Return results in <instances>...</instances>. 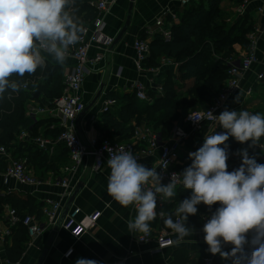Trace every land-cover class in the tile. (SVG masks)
<instances>
[{
  "label": "crops",
  "instance_id": "1",
  "mask_svg": "<svg viewBox=\"0 0 264 264\" xmlns=\"http://www.w3.org/2000/svg\"><path fill=\"white\" fill-rule=\"evenodd\" d=\"M128 2L129 0H116L115 3L109 7L107 12L96 13V16L102 18L105 24L104 32L106 35L115 38L124 23ZM220 6L231 15V18L226 17V19L230 18L234 20L241 17L243 14L252 16L254 29L250 32H254L256 54L259 59L258 64L252 66L249 71L242 75L239 82V90L234 95L227 98L224 102L223 111L227 108L228 110L237 111L247 110L253 114L259 113V110L264 109V80L256 79V73L264 67V3L260 0H250L248 4L241 9L238 2H235V0H223ZM258 8H261V11H258ZM181 9L180 0H134L130 24L123 37L105 51V48H102L100 45V47L97 44L91 45L88 54L93 56L96 53H104V58L97 63L85 77L81 89V96L84 103L87 104L93 98L100 85H103V90L95 104L80 117L77 116L74 121L75 131L82 139H84L86 130L91 125L97 126L96 124H100L102 118L101 113H104L100 111V107L105 99L111 98L109 97V93L115 94L118 97L115 98L116 102L110 106L108 112L110 111L112 114H115V117L119 119L117 113L124 109L125 104L119 97L122 94L134 91V84L136 82H142L146 86V90L153 88L152 90L155 89L157 93L162 92H158L157 88H154L155 85H161L158 80L150 81L148 71H139L137 69L135 64L136 53L133 49L132 42L135 38H141L150 43L153 33H149L147 29L153 26L156 18L165 10L175 13L177 16ZM92 21L93 20H90L85 26L90 27ZM250 32L247 33V36ZM233 46L235 52L238 54L237 56H242L247 51V47L246 49H242L241 45L238 43ZM42 55L46 57L48 62L57 67V72L62 74L63 79L74 63L70 56L67 57L63 64H58L46 53H42ZM162 66L163 70H165L166 68L175 66V64H164ZM190 83L191 80L184 82L186 86L188 84L190 85ZM147 100L150 101V98ZM29 104L49 106L51 105V99L41 97L38 101H29L26 105V109ZM259 114L264 115V111H261ZM44 116L49 120L45 121L44 124L38 128L41 135L44 134L45 130H53L55 127L61 128L62 121L59 117L52 115ZM179 124H181V126H184V124L187 125L182 119L178 122H174L168 134L164 137L161 136L162 140L166 141L172 139L173 128ZM125 125L133 129L140 126H149L153 128L145 121H141L137 124L134 118L126 121ZM44 137L51 139L53 141V146L40 150L48 154H53L55 150L54 147L58 143H55V139L49 134ZM109 138L118 141L117 135L113 133L109 135ZM193 140L198 141L199 139L194 137ZM122 142L132 143V135L122 140ZM183 142L184 139L182 140L180 149L185 148ZM141 145L144 146L145 143L140 142L139 144L135 142V146ZM241 145L242 147L246 145L248 148L239 149H246L253 155L256 154L257 156H254L260 159L259 161H264V142L259 144L262 146L261 148H249L251 145L250 141ZM185 151L189 153L194 152V150H187L186 148ZM157 153L158 149H155L151 154L147 156L144 155L139 163L149 169L156 167ZM9 155L10 153L5 156H0V159L7 164ZM181 163L179 151L178 164L181 165ZM28 167L33 174L40 177L42 181L40 185L30 187L20 185L12 179L4 181V173L0 170V194L12 193L22 198L29 195L37 204L43 202V200L47 198H61L62 189L55 186L53 183H49V181L62 176V167L59 173L51 169H46V167H37L31 164H28ZM109 174L110 169L106 167L93 170L91 168L90 159L84 158L80 162L76 172L70 175L72 191L77 183H81L82 187L75 195L68 209V211H77L74 223L81 227L82 231L77 236L74 235L69 228H66L62 224L65 217L64 215L61 223L57 226L54 225L51 227L45 225L43 232L38 237L31 240V242L29 238H27L23 243V252L15 261H11L8 258L6 247L11 245L18 224L11 225L8 223L2 213L5 210L3 207L0 213V264H36L43 251H45V254L39 264H75L77 258L93 259L98 261V264H118L120 260L122 264H179L181 263L182 256L198 260L209 254L207 250L208 245L204 241V233L202 230L185 237L180 243L175 242L177 240L175 234L173 235V245L161 249L160 251L155 250L154 240L139 243L133 234L129 232L127 227V222L133 216L135 208L134 206L122 207L108 194L107 183ZM67 199L64 201V205ZM163 199L165 200V204L170 201L168 198ZM175 208L176 207H174V210ZM96 211H98L100 215L95 223L91 225L88 220V215ZM33 215L37 218L41 217V220H43L42 214L37 215L33 213ZM166 216L164 212L162 217L157 216L155 220L151 222L150 227L152 234L167 227L165 224ZM250 238L251 234H249V239ZM69 249H72L71 255L64 257V254ZM221 261L223 262L222 258Z\"/></svg>",
  "mask_w": 264,
  "mask_h": 264
},
{
  "label": "clouds",
  "instance_id": "2",
  "mask_svg": "<svg viewBox=\"0 0 264 264\" xmlns=\"http://www.w3.org/2000/svg\"><path fill=\"white\" fill-rule=\"evenodd\" d=\"M72 3L74 0H0V96L7 90L19 92L24 86L11 79L14 75L23 78L45 67L42 53L58 64L66 61L70 47L84 33L82 23L69 10ZM216 118L224 131L204 136L202 146L188 154L191 165L181 174L173 173L166 185L156 167L149 169L139 163L130 150L106 149L107 192L122 207H135V217L127 222L129 232L148 235L157 217L158 194L173 198L181 178L192 194L175 208L173 215L179 219L174 221L173 215L165 219L167 228L177 236L175 242L192 234L185 221L197 214V205L211 208L218 204L202 227L208 252L231 258L233 264H243L242 258L247 264H264V164L257 163L246 149L239 150L242 163L230 172L226 145L230 137L255 145L264 136V115L226 108ZM224 245H231V250L224 251ZM245 245L251 248L250 255L245 253ZM75 264L98 261L77 258Z\"/></svg>",
  "mask_w": 264,
  "mask_h": 264
},
{
  "label": "trees",
  "instance_id": "3",
  "mask_svg": "<svg viewBox=\"0 0 264 264\" xmlns=\"http://www.w3.org/2000/svg\"><path fill=\"white\" fill-rule=\"evenodd\" d=\"M94 1L74 0L70 5L69 10L79 19L83 27L96 17ZM241 1L235 0L238 3ZM220 4L221 0H194L182 7L176 22L169 18L168 21L171 22L169 40H165L160 32L153 34L149 43V56L144 66H158L161 57L175 62V66L163 70L160 80L157 79L162 85V92L157 93L149 88L147 96L150 101L138 100L135 91L122 94L119 98L125 104L124 109L117 113L119 119L110 111L101 113L100 124L95 126L101 135L109 137L113 133L117 135L118 141L128 138L132 135L133 128L126 126L125 123L134 118L137 124L145 121L159 130L164 137L168 134L171 125L183 119L186 112L204 108L212 101L227 76V59L237 56L233 45L238 43L243 47L247 46V33L253 29V18L249 14H243L231 23H226L225 12ZM11 79L21 81L26 85V90L22 87L19 92L7 90L0 96V145H3L14 159L26 158L27 163L32 166L46 167L59 173L61 167L69 163L68 151L62 143L54 147L56 151L54 150L53 154H48L38 149L30 139H19L18 135L23 130L27 131L29 138L41 134L38 128L49 119L45 116L35 118L28 116L26 105L29 101H38L41 97L49 98L51 101L59 97L63 90L62 74L57 72L54 64L46 60L45 67L38 68L34 74H25L23 78L14 75ZM187 80H191V83L186 86L184 82ZM36 91L40 96L31 99V94ZM109 97L115 99L118 96L109 93ZM60 131L61 128L55 127L53 130H45L42 135L49 134L56 138ZM193 138L187 136L184 139L183 143L187 150L196 151L202 146V139L194 141ZM259 141L264 142V136ZM235 143L234 139L230 143L226 142L227 151ZM257 163L264 164V161ZM5 166L6 162L0 159V170L4 171ZM188 166L178 164L176 168L183 172ZM175 192L176 195L170 198L163 208L167 216L173 215L174 207L192 194L191 190H186L184 187H176ZM7 204L19 213L37 215L42 213L43 202L37 204L29 195L22 198L12 193L0 194V213ZM217 207L218 204L211 208L202 203L197 205V214L189 216L185 221L192 229V233L202 230L203 217L211 216ZM174 217L175 215L173 219ZM27 238L25 228L18 224L11 245L6 247V254L11 261L20 257L24 250L23 243ZM230 250L231 248L226 251ZM245 253L248 255L251 253L248 245L245 246ZM242 259L243 264H247L246 259ZM186 262L202 264L201 259L196 260L187 256H182L179 264ZM221 264H233V260L223 259Z\"/></svg>",
  "mask_w": 264,
  "mask_h": 264
},
{
  "label": "built area",
  "instance_id": "4",
  "mask_svg": "<svg viewBox=\"0 0 264 264\" xmlns=\"http://www.w3.org/2000/svg\"><path fill=\"white\" fill-rule=\"evenodd\" d=\"M116 0H95L94 6L97 13L107 12L109 7L115 3ZM194 0H180L181 7L186 6ZM250 0H242L239 3L240 8H244ZM264 3V0H260ZM261 11V8H258ZM170 20L177 21L178 18L175 13L165 10L153 23V26L148 27L149 33L160 32L165 40L171 38V30L169 25ZM104 22L102 18L95 17L91 26H84V33L81 39L74 46L69 49V54L73 59V65L67 72L63 79V90L59 97L54 98L51 101V105L42 106L38 104H29L26 109V114L32 118L44 115L57 116L62 121L61 131L59 135L54 138L55 143H62L67 151L69 157V163L62 167V176L57 177L49 181L55 186L62 189V195L60 199L47 198L43 200V206L41 208V214L43 220L37 218L33 214L19 213L15 208L10 205H5V210L2 212L4 218L9 224H20L26 230L29 241L38 237L46 226L56 225L61 210L64 205V201L69 197L72 191L70 182V175H73L80 162L84 158H89L91 161V168L97 170L101 167H107L108 151L130 150L134 156L138 159V162L144 155L151 154L155 149H158L156 168L157 172L162 176V183L168 184L173 173L181 174L182 172L176 168L178 165L179 151L182 144V140L187 136H193L198 139H202L204 142V136L212 135L215 132H223L224 130L219 126L218 116L223 111L224 102L231 95H234L239 90V82L242 75L249 71L252 66L259 63L258 56L256 54V42L254 32H250L247 36L249 44L247 51L242 56H234L227 59L228 68L227 76L223 82L222 87L217 94L212 98V101L204 108L188 111L182 121L187 125V129H183L181 124L173 128V138L170 140H162L159 131L149 127L140 126L135 127L132 132V143L115 141L109 137L101 135L94 125H91L87 130L84 139H82L74 128V121L80 112L84 109L85 103L81 96L82 84L85 80L88 72L104 58V53H96L93 56L88 54V50L91 45H100L105 48L104 51L109 48L114 38L106 35L104 32ZM99 46V47H100ZM133 49L136 53L135 64L139 71H148L149 80L155 81L159 79L163 71L164 64H175L169 58L161 57L158 66H144L146 59L149 56V43L141 38H135L132 42ZM257 80H264V67L256 73ZM158 86V87H157ZM158 92L162 91L160 84L155 85ZM26 90V85L22 87ZM146 86L142 82H136L134 84L135 95L139 100H147ZM153 89V88H152ZM155 90V89H154ZM250 90V89H249ZM248 90V91H249ZM114 98H107L103 101L100 111L107 112L111 105L115 104ZM193 116V118H192ZM196 119V120H195ZM19 139H30L39 149H47L53 146V141L39 134L35 137H28L27 131L23 130L18 135ZM135 142H144V146H135ZM260 146V145H259ZM262 147V146H260ZM238 149L232 154L234 164L240 166L242 163V157L238 155ZM9 154L3 145H0V156ZM250 157H255L248 151ZM8 162L3 171L4 181L12 179L20 185L36 187L42 183L40 178L33 174L28 167L27 159H14L9 155ZM181 166V165H180ZM151 187V184L148 185ZM176 187H183L181 178H178ZM165 200L161 195L157 196V216L162 217L164 214ZM135 208V207H134ZM77 211H67L62 224L71 230L74 235H77L82 231V228L74 223V218ZM99 212H93L88 215L90 224L93 225L99 217ZM136 215V209L131 217L133 219ZM209 216L203 217V224L206 222ZM179 217H174V221ZM202 224V227H203ZM139 243L147 242L149 240L155 241V250H161L173 245V235H175L170 229L162 228L155 234L150 233L144 235L143 233L131 232ZM246 246V245H245ZM72 252V249H69ZM64 257H68L67 253ZM202 264H220L222 263L219 254L213 256L208 254L201 259ZM118 264H122L120 260ZM184 264H191L186 262Z\"/></svg>",
  "mask_w": 264,
  "mask_h": 264
},
{
  "label": "water",
  "instance_id": "5",
  "mask_svg": "<svg viewBox=\"0 0 264 264\" xmlns=\"http://www.w3.org/2000/svg\"><path fill=\"white\" fill-rule=\"evenodd\" d=\"M133 3H134V0H129L127 11H126V16L124 19V23H123L122 27L120 28V30L118 31V33L116 34L112 44L117 43L123 37V35L126 33L128 27H129V24H130V20H131ZM102 90H103V85H100L98 90L96 91L95 95L93 96V98L85 105L84 109L80 112L78 117H80L85 111H87L90 107H92L95 104V102L100 97ZM39 96H40L39 92H37V91L33 92V94H31V99H36ZM81 187H82L81 183H77L76 186L74 187L73 191L71 192L70 196L68 197V199H67V201L63 207L62 213H61V215H60V217L56 223V226L61 223L64 215L67 213L71 203L73 202L75 195L77 194V192L79 191V189ZM231 247H232L231 245H224L223 250L226 251ZM44 254H45V251H43L42 255L40 256V258L38 259L36 264H39L41 262Z\"/></svg>",
  "mask_w": 264,
  "mask_h": 264
},
{
  "label": "rangeland",
  "instance_id": "6",
  "mask_svg": "<svg viewBox=\"0 0 264 264\" xmlns=\"http://www.w3.org/2000/svg\"><path fill=\"white\" fill-rule=\"evenodd\" d=\"M222 1L223 0H221V3H222ZM234 1V0H233ZM239 4V3H238ZM224 12H225V16H224V18L226 19V17H230L231 15L230 14H228V12H226L225 10H224ZM177 18L179 19V16L177 15ZM231 18V17H230ZM230 18H228V19H226V23H231L232 22V20L230 19ZM227 21H230V22H227ZM253 29H254V24H253ZM248 43H249V40H248ZM248 45V44H247ZM242 47V49H246V47L247 46H245V47H243V46H241ZM233 48H234V46H233ZM236 55H238L237 53H236ZM181 84V83H180ZM261 111H264V109H262V110H259V113L261 112ZM183 127V129H187L188 127H186V125L184 124V126H182ZM27 139V138H26ZM234 138H232V137H230L229 138V140L227 141V143H230L232 140H233ZM30 141V140H29ZM251 142V141H250ZM237 143V144H236ZM236 143L234 144V146L233 147H230L231 149H229L228 150V152H229V159H228V161H227V163H228V171H233V170H235L236 169V164H234V161H233V158H232V154L237 150V149H239V148H248V146H246V145H244L243 147H242V145L240 144V143H238L237 141H236ZM259 144H261V141H258L255 145H253L252 144V142H251V145L249 146V148H261L260 146H259ZM189 152L188 151H185V148H181L180 149V159H181V166L183 165V166H190V164L192 163V161H191V159H189ZM255 156H257L256 154H254ZM256 160H257V162L260 160V159H258L257 157H256ZM252 238V237H251ZM251 238L249 239V240H251Z\"/></svg>",
  "mask_w": 264,
  "mask_h": 264
}]
</instances>
